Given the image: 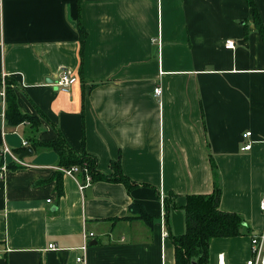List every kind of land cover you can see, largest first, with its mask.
<instances>
[{"label": "crops", "instance_id": "obj_1", "mask_svg": "<svg viewBox=\"0 0 264 264\" xmlns=\"http://www.w3.org/2000/svg\"><path fill=\"white\" fill-rule=\"evenodd\" d=\"M62 70L77 78L68 92L51 84ZM2 74L34 123L10 124L0 97V149L21 161L0 154V264H174L186 197L215 185L249 233L211 239L207 264L250 257L264 229V39L246 0H0ZM59 135L135 185L81 190L40 145Z\"/></svg>", "mask_w": 264, "mask_h": 264}, {"label": "trees", "instance_id": "obj_2", "mask_svg": "<svg viewBox=\"0 0 264 264\" xmlns=\"http://www.w3.org/2000/svg\"><path fill=\"white\" fill-rule=\"evenodd\" d=\"M252 7L254 22L264 39V27L255 9L252 0H246ZM81 44L85 38V31L82 26H78ZM14 82L9 78H4L5 99H6V119L10 124H18L24 121L34 123L32 117L19 111L12 89ZM1 86V77H0ZM32 147L36 145L34 138ZM39 145V143H38ZM42 147L55 150L59 156V164L67 169L73 166L78 168V177L83 179L85 173L89 174L92 181H117L122 182L128 188L135 185L121 171L119 162L112 163L111 173H102L97 170L96 158L84 149L80 153L72 150L60 135L53 141L40 143ZM60 187V182L57 184ZM60 193V191H59ZM221 190L215 185L210 194H191L186 197L183 206L185 215V230L179 235L169 233V238L174 245V264H207L208 247L211 239L215 237H233L243 233H249L242 217L235 212L223 211L219 207ZM166 207L168 204L165 200ZM131 206L132 212L143 218L147 223H151L152 216L148 215L141 208Z\"/></svg>", "mask_w": 264, "mask_h": 264}, {"label": "built area", "instance_id": "obj_3", "mask_svg": "<svg viewBox=\"0 0 264 264\" xmlns=\"http://www.w3.org/2000/svg\"><path fill=\"white\" fill-rule=\"evenodd\" d=\"M225 47L226 48H233L234 47L233 41L232 40H226L225 41ZM4 78H5V75L2 74L1 75V86H0V97L2 98V100L5 99ZM76 79H77L76 76L70 74L66 70H62L59 73L58 77L55 79V81H52L51 84L63 92H68L70 86L76 81ZM153 94L157 98L160 97L161 87L159 85H157L154 88ZM1 117H3V113L1 114ZM250 135H251L250 131H245L242 134L243 137H248ZM25 144H26V141H23V145H25ZM249 148H250L249 142L246 143L242 147L243 150H247ZM0 154L1 155L9 154L15 162L21 163L18 156L15 153H12L10 151V149H8L7 147H2L0 149ZM61 170L65 174L73 176L77 180V183H78L79 188L81 190L83 188H85L86 186L90 185V183L92 182L91 176L87 173H85L83 179H78L76 176V173L78 172V168L76 166H73V167H70L67 169L62 168ZM161 199L163 200V197H161ZM259 207H260L261 211L264 213V197H262L260 199ZM92 235H93V233H88L86 237L92 236ZM250 253H251L250 257L244 262V264H264V229L260 232L252 233L250 235ZM78 260H82V259L79 257ZM216 264H226L222 254L218 255Z\"/></svg>", "mask_w": 264, "mask_h": 264}, {"label": "water", "instance_id": "obj_4", "mask_svg": "<svg viewBox=\"0 0 264 264\" xmlns=\"http://www.w3.org/2000/svg\"><path fill=\"white\" fill-rule=\"evenodd\" d=\"M31 153H32V149L22 150V151H20V153H19V157H24V156L29 155V154H31Z\"/></svg>", "mask_w": 264, "mask_h": 264}]
</instances>
